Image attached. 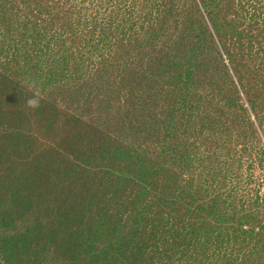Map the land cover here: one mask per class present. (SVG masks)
Instances as JSON below:
<instances>
[{
    "label": "rangeland",
    "instance_id": "1",
    "mask_svg": "<svg viewBox=\"0 0 264 264\" xmlns=\"http://www.w3.org/2000/svg\"><path fill=\"white\" fill-rule=\"evenodd\" d=\"M161 114L178 136L177 192L194 183L193 208L216 202L224 219L193 216L196 232L165 244L129 217L125 243L159 242L136 264H264V0H0V239L53 232L31 264H80L66 252L85 253L80 230L104 239L141 195L113 178L141 171L125 148L154 153Z\"/></svg>",
    "mask_w": 264,
    "mask_h": 264
},
{
    "label": "trees",
    "instance_id": "2",
    "mask_svg": "<svg viewBox=\"0 0 264 264\" xmlns=\"http://www.w3.org/2000/svg\"><path fill=\"white\" fill-rule=\"evenodd\" d=\"M212 3V1L208 2L203 7L206 11L209 9L212 19L216 24V11H214L216 6ZM216 31L218 32L217 29ZM157 123L158 126L162 125V130L165 133L161 134L157 140L159 146L154 153H148L144 142L139 146L134 145L133 148L126 147V159L121 154L123 161L130 169H134L137 172V169L141 167V171L136 176L119 172L113 178L116 180L121 178L135 179L136 194L141 195L125 200L126 204L123 205L124 210L119 213L121 220L112 215L113 226L104 239L98 238L94 230L90 228L80 230V234L84 238L83 240H86L83 244L85 253L80 257V251H69V248L66 251L79 257L80 264H87L88 258L92 259L94 264H136L140 256H143V260L145 259L144 254L149 257V253L158 248L159 242H150L149 239L141 240L139 237L143 236V234L140 233L139 229L135 228L136 240H141V247L137 248L135 245L125 243V238L129 235L126 227V221L129 217H131L134 227L137 224L142 225L143 228L151 227L156 230L158 235L166 236L168 233L165 244H169V241L173 242L175 237L182 235V233L186 235L189 233L188 237H191L196 232V228L192 226L193 216L196 217L201 229L206 228L211 213L216 214L219 222L224 219V213H221L214 207L216 202L212 205L208 202H198V207L193 208L194 203L198 201L193 190L194 183L187 182L182 187L183 191L177 192L176 188L180 187V184L177 167H174L178 165L176 159L178 149H175L176 141L178 140L176 129L166 121L165 117L162 119V114ZM180 153L182 163L188 167L187 157L182 151ZM143 198L144 202H146L145 204H148L146 212L139 209V206L143 203ZM248 214H252V212H247L244 215L249 217ZM137 216H140L139 220H137ZM236 225L239 226V224ZM239 227L242 229L241 226ZM189 228H191L190 232ZM1 236L0 256L2 257L6 253L7 257L10 258L8 262L3 264H31L36 260L41 262V259H37L36 255L30 256V253L32 251L36 252L41 247V243L45 245L47 241L54 237L53 232L49 233L46 241H43L36 235H29L30 240L23 241L20 246L16 243L15 236H8L4 233ZM33 237L34 241H32ZM223 242L226 241L223 240L220 244L222 245ZM165 249L166 247L160 253L157 252L163 261L170 260L168 252ZM13 255H15L14 260L12 259ZM178 256L182 259V254ZM0 262H2V259ZM198 264H205V261L200 260Z\"/></svg>",
    "mask_w": 264,
    "mask_h": 264
},
{
    "label": "clouds",
    "instance_id": "3",
    "mask_svg": "<svg viewBox=\"0 0 264 264\" xmlns=\"http://www.w3.org/2000/svg\"><path fill=\"white\" fill-rule=\"evenodd\" d=\"M26 106L31 109H36L40 106L39 98L36 96H33L32 98H29L26 100Z\"/></svg>",
    "mask_w": 264,
    "mask_h": 264
}]
</instances>
